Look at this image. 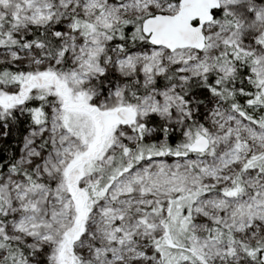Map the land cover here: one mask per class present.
Segmentation results:
<instances>
[{
    "label": "snow or ice",
    "instance_id": "1",
    "mask_svg": "<svg viewBox=\"0 0 264 264\" xmlns=\"http://www.w3.org/2000/svg\"><path fill=\"white\" fill-rule=\"evenodd\" d=\"M0 264H264V0H0Z\"/></svg>",
    "mask_w": 264,
    "mask_h": 264
}]
</instances>
